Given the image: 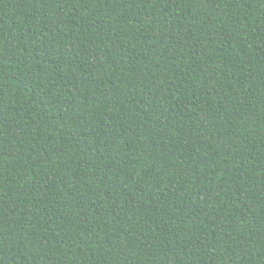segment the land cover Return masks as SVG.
Segmentation results:
<instances>
[{
  "label": "trees",
  "instance_id": "1",
  "mask_svg": "<svg viewBox=\"0 0 264 264\" xmlns=\"http://www.w3.org/2000/svg\"><path fill=\"white\" fill-rule=\"evenodd\" d=\"M0 264H264V0H0Z\"/></svg>",
  "mask_w": 264,
  "mask_h": 264
}]
</instances>
